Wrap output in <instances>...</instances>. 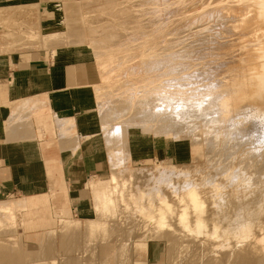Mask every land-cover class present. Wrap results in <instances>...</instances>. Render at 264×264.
I'll return each mask as SVG.
<instances>
[{"label":"rangeland","instance_id":"374dc122","mask_svg":"<svg viewBox=\"0 0 264 264\" xmlns=\"http://www.w3.org/2000/svg\"><path fill=\"white\" fill-rule=\"evenodd\" d=\"M168 1L171 2L169 3ZM214 1L186 0L184 3H178L177 0H20L17 4L0 7V56L24 51H42L53 58H58L67 52L74 55L76 53L75 56H79V60L85 57L82 61L88 64L93 78L91 90L95 104L92 112L94 111L93 116L96 119L98 136L96 134L84 135L77 129L74 120H54L51 116L49 120L41 122L38 119V115L43 107H40L41 102L39 100H31L24 103L23 116L17 114V112L14 113L16 117L14 121L16 123L25 121L28 130L33 135H35L34 129L36 128V138L47 140L48 142L44 145V150L46 149L45 146L51 144L49 140L57 138L59 149L61 148L64 151H62L63 153L68 152L76 157L74 163L76 172L79 167H82V161L77 159L80 153L83 150H88L90 153L94 152L93 149L96 143L91 144L90 142L95 137L97 139L96 142L101 144L106 153V159L103 160L105 163L102 162L103 170L97 176L94 174L87 176L85 174H75L65 178L61 173V164L58 168L55 163L48 162L47 190L32 195L13 196L0 201V203H9L11 201V203H15L19 201L27 204V208L24 207L16 213L13 221L3 225L0 224V228H2L0 229V243L2 245L0 246L2 248L8 243L7 246L9 247L6 248L10 251L12 250L11 252L15 248L16 254L18 251L21 253L20 249L22 252L25 250L21 253L22 256H25L24 263L31 262L34 259L35 263L33 262L32 264H182L183 262L189 264L188 260H191L194 264H207L209 262L207 260H211V263L216 264L219 260L220 263L223 262L224 258L226 261L224 260L225 263L223 262L222 264H235V261L241 258L240 256L255 255L257 249L261 247L258 244V246L256 245V238L264 234V201L259 202L264 197V192H262L264 190V174H262V170L264 171V139L263 137L258 138L255 134L252 136V132V135H249L242 128L233 130L234 134L237 133L235 138L233 136L234 139L231 136L233 133L226 132L232 129L229 126L231 122H224L226 119L223 117L225 113L221 112V107L219 109L220 104L215 96L216 94L217 96H225L227 105L237 112L230 114L231 120L242 117L243 107L240 95L243 94V90L239 88L245 69L244 71H240V69L245 67L247 63L242 59L241 53L243 49L232 43L235 37L232 38V33L228 32L230 29L227 26L222 27V25H219L213 17L214 23L212 16L208 15V10L212 7ZM190 6L197 9L195 10ZM181 8L184 9L182 12ZM189 9L190 11H187ZM177 11L179 15H176ZM173 13L175 14L174 16ZM195 16L202 19L201 22L204 25L200 22V19L196 20ZM193 17L195 26H193L191 20L188 22V19ZM206 20H210L208 24ZM169 23H172L171 26ZM179 24L181 26L178 30L176 28ZM189 24L193 27L191 25L189 27ZM201 25L205 28H202ZM187 26L189 29L186 28ZM210 26H214V28H210ZM206 27L209 28L207 29ZM215 27L219 28L215 29ZM212 29L215 32L219 31L220 35L216 32L217 36ZM206 30H208L207 33H205ZM234 30L236 31V29ZM197 33L198 35H196ZM188 37L191 39H188ZM202 37L205 39L202 40ZM188 52L193 54V56L191 54L189 56ZM204 73L205 76H203ZM209 83L210 86L213 85L210 87L211 89H214L219 84H224L228 88L237 90L235 93L228 91L231 95L225 89L214 90L210 96L213 99H205L208 105L204 101L205 104L202 105L201 111L198 108L191 109L199 114L204 113V118L205 112L214 115H206V119L194 118L193 121L199 120L194 121L196 123L191 121V124L189 123L190 126L182 127V130L181 127L175 131L171 127L169 128L170 120L175 117L172 112V98L174 100L178 96L179 99L184 101V99L187 100V98L195 95L200 97L206 94V96L201 98H207L209 96L207 92ZM164 98L167 99V103ZM178 98H176V101ZM181 100L179 101L180 103L182 102ZM163 101L164 103H162ZM195 102L193 101V103ZM209 102H214L215 106L214 104L213 106L217 109L213 108L212 110L213 106L208 107L210 106ZM165 103L168 105H165ZM206 108L208 111H206ZM215 118H218V121L220 123L222 121V123L218 124ZM223 118L225 119L223 120ZM211 121L213 124L216 121L217 124L212 125L211 123L209 125ZM219 126L223 130L222 133L216 132ZM215 139L218 141L216 142ZM230 145H232V149ZM58 171L59 173H56ZM164 174H166L165 177ZM113 175L118 177L120 185L126 183V188L129 191L133 193L140 191L150 194L154 202L157 201V193L160 192L165 196L169 206L173 209L172 216L171 214H169L170 217L168 215L170 221L168 219L166 221V225L171 224L168 226L169 230L165 229L167 227L165 225L163 232L162 229L155 226V222L153 223L142 212L139 213V210L131 204L130 207V205L125 206L118 203L115 208L111 209L115 210L114 212L110 209L108 211L102 207V209L97 207L95 198L98 195L95 196L92 191L87 190L88 185L92 181H97L109 186ZM254 179L255 181L253 182ZM256 181L258 182L256 183ZM260 181L262 182L261 184L259 183ZM190 188L195 189L200 195L203 202V211L205 212V214L203 212L202 218L207 221L205 223L208 226L199 233L197 229L193 228L197 215L193 211H189L188 220L192 221H189L192 225L189 230H192V235H190L191 233L188 229L184 228L185 231L182 225H178L184 209L183 204L180 203V198L185 197L187 190ZM259 190L262 191L258 192ZM32 196H39V199L43 202L39 206H36L35 203L27 202L31 200ZM74 196H80V199L75 202L76 211H72L71 197ZM68 200L71 202L69 207L71 211H62L68 210ZM147 200H143V206L147 205ZM245 200H248L249 203L248 201L246 203ZM256 204L261 207H257L258 205ZM261 204H263V207ZM245 205L246 207H244ZM259 208L261 211L263 210V214L258 211L260 210ZM254 214L256 215L255 218H253ZM244 215L247 218L248 216L251 217L247 219L244 218ZM257 216L258 218H256ZM253 219L256 223H254ZM248 220L251 221L248 222ZM139 221H142L143 224ZM71 223H78L81 227V233H78L77 236L75 234V237H70L64 227ZM87 224H98L103 229L107 226V230L105 232V229L103 231L100 228L101 230L98 229V233L95 231L97 235L95 233L88 234L87 229L85 231ZM213 224L220 227L218 229L219 232L216 234L218 237L214 236ZM245 224L252 227V229L250 228V235L249 233L241 232L244 229L242 226ZM181 228L183 233L180 230ZM183 235H185V239ZM72 237L74 241H72ZM76 237L77 239H75ZM212 237H214L213 240L211 239ZM245 238L248 240L245 241ZM67 239L71 243L73 242L72 245L75 244L76 248L75 246L71 247L72 245L67 242ZM176 239L177 241H175ZM178 242L180 245H178ZM184 242L190 247L192 244V247L186 246ZM65 244L66 248L67 245H71L67 248V251L63 247ZM141 244L144 246H140ZM104 245L113 246L111 253L104 255L105 258L99 252L103 248L101 246ZM44 249L45 252L41 251ZM202 250L204 252H201ZM214 250H216V253H213ZM38 252L39 254L37 255ZM113 252H116V255ZM29 253L32 254L33 258ZM33 253L36 254L33 255ZM40 253L42 257L46 255L44 256L45 260L41 257L37 258ZM223 253L225 256H223ZM215 254L217 259L214 256ZM26 255H29V257ZM195 255L198 257H194ZM201 255H204L203 258ZM207 255H209L208 258ZM220 256H223L222 260ZM209 257L214 258L210 259ZM88 258L89 260H87ZM233 258H235V261H232ZM26 259L27 261H25ZM229 259L233 263H229ZM205 260L206 262H204ZM186 261L188 262L186 263Z\"/></svg>","mask_w":264,"mask_h":264},{"label":"bare ground","instance_id":"6f19581e","mask_svg":"<svg viewBox=\"0 0 264 264\" xmlns=\"http://www.w3.org/2000/svg\"><path fill=\"white\" fill-rule=\"evenodd\" d=\"M149 1V0H148ZM162 1H164V0H162ZM165 1H167V0H165ZM178 1V3H184L186 0H177ZM210 1V0H209ZM137 2V1H136ZM153 2V1H152ZM160 2V1H159ZM158 2V3H159ZM169 2V1H168ZM171 2V1H170ZM169 2V3H170ZM205 2V1H204ZM140 3V2H139ZM147 3V2H146ZM145 3V4H146ZM149 3V2H148ZM151 3V2H150ZM154 3V2H153ZM168 3V4H169ZM209 3V2H208ZM200 4V3H199ZM151 5V4H150ZM156 5H157V3H156ZM162 5V4H161ZM181 5V4H180ZM196 5V4H195ZM195 5H193V7H195ZM202 5V4H201ZM211 5V4H210ZM210 5H208V6H210ZM146 6V5H145ZM207 6V7H208ZM149 7V6H148ZM156 7V6H155ZM170 7H171V4H170ZM169 6H168V8H170ZM177 7H178V5H177ZM177 7H175V8H177ZM182 7V6H181ZM190 7H192V6H190ZM192 7V8H193ZM161 8V7H160ZM179 8V7H178ZM203 8H204V6H203ZM202 8V9H203ZM210 8V7H209ZM166 9V8H165ZM193 9H195V8H193ZM197 9V8H196ZM195 9V10H196ZM201 9V10H202ZM172 11H173V9H171ZM182 10H184L183 8H181V12H182ZM192 10V9H191ZM151 11V10H150ZM166 11V10H165ZM169 11H170V9H169ZM171 11V12H172ZM179 11V10H178ZM178 11H177V14L176 15H179L178 14ZM187 11H190V9L189 10H187ZM186 11V12H187ZM193 11V10H192ZM199 11V10H198ZM180 12V11H179ZM185 12V13H186ZM143 13V12H142ZM158 13V12H157ZM184 13V12H183ZM207 13V12H206ZM172 14V13H171ZM150 15H153V14H150ZM159 15V14H158ZM175 14L173 13V16H174ZM182 15V14H181ZM200 15H201V13H200ZM206 15V14H205ZM208 15L211 17L212 16V20H213V17L215 18L214 20H216V22H218V24L219 25H222V27H224V26H227L230 30L228 31V32H231L232 33V38H234V41L232 42V43H235L238 47H240V48H242L243 49V52L241 53V55H242V59H243V61H245V63H247V65L245 66V67H243L242 69H240V71L241 70H243L244 71V69H245V71H244V75H243V78H242V80L240 81V88L239 89H242L243 90V94L242 95H240L241 96V101H242V107H243V112H242V117L240 116V117H237L236 119L234 118V120H231L230 118V114H232L233 112H235V113H237L236 111H234L233 110V108H231L230 106H228L227 105V102H226V99L224 98V97H222L223 95H221V96H217V94H216V96L215 97H217L216 99H217V102L220 104V106H219V109H220V107H221V112H224L225 114H224V116L223 117H225V118H223V120H224V122H231L230 123V127H232V129L231 130H227L226 132L227 133H233V135H231L232 136V138H233V136H234V138L237 136L236 134H234V131L233 130H240L241 128L242 129H244L243 131L244 132H248V134L249 135H252V136H254V134L258 137V138H261V137H263V139H264V0H215L213 3H212V7L208 10ZM140 16V15H139ZM155 16V15H154ZM187 16V15H186ZM204 16V15H203ZM142 17V16H141ZM160 17V16H159ZM163 17V16H162ZM166 17V16H165ZM201 17V16H200ZM205 17V16H204ZM203 17V19H205ZM208 17V16H207ZM161 18V17H160ZM171 18V17H170ZM178 18V17H177ZM202 18V17H201ZM158 19V18H157ZM164 19V18H163ZM166 19V18H165ZM168 19V18H167ZM194 17L193 18H189L188 19V22H189V20H191V22H193L194 20ZM195 19L196 20H198V19H200L199 17L198 18H196V16H195ZM209 19V18H208ZM171 20H172V18H171ZM195 20V21H196ZM201 20L202 19H200V22H201ZM213 20V21H214ZM176 21H177V19H176ZM203 21H205V20H203ZM206 21H208V20H206ZM210 21V20H209ZM209 21L207 22V24L209 23ZM187 22V23H188ZM199 22V21H198ZM199 22V23H200ZM145 23V22H144ZM201 23H203V22H201ZM214 23H215V21H214ZM170 24V23H169ZM172 24V23H171ZM171 24H170V26H171ZM174 24V23H173ZM192 24V23H191ZM191 24H189V27H190V25ZM195 24V22H193V26H195L194 25ZM138 25V24H137ZM203 25H204V23H203ZM203 25H201V27L203 28L204 26ZM205 25H206V23H205ZM180 26H181V24H179L178 25V27L176 28V29H180ZM184 26V25H183ZM182 26V27H183ZM192 26V25H191ZM192 26V27H193ZM200 26V25H199ZM214 26H215V24H214ZM214 26H210V28L212 27V28H214ZM226 27V28H227ZM184 28V27H183ZM186 28H188V26L186 27ZM205 28V27H204ZM207 29L209 28V27H206ZM217 28H219V27H215V29H217ZM225 28V29H226ZM189 29V28H188ZM193 29V28H192ZM234 29H236V31L234 30ZM182 30V29H181ZM191 30V29H190ZM202 30V29H201ZM204 30V29H203ZM210 30V29H209ZM212 30H214V29H212ZM219 30V29H218ZM224 30V29H223ZM196 31V30H195ZM207 31L208 30H206V32L205 33H207ZM226 31V32H227ZM199 32V31H198ZM203 32V31H202ZM211 32V31H210ZM214 32H215V30H214ZM217 32V31H216ZM215 32V33H216ZM224 32V31H223ZM222 32V33H223ZM225 32V33H226ZM227 32V33H228ZM184 33V32H183ZM195 33V32H194ZM219 35H220V32L218 31L217 32ZM216 33V34H217ZM174 34V33H173ZM202 34V33H201ZM201 34H199V35H201ZM204 34V33H203ZM215 34V35H216ZM218 34H217V36H218ZM230 34V33H229ZM183 35V34H182ZM181 35V36H182ZM195 35V34H194ZM196 35H198V33L196 34ZM222 35V34H221ZM188 36V35H187ZM189 36H191V35H189ZM208 36V35H207ZM217 36H215V37H217ZM168 37V36H167ZM192 37V36H191ZM194 37H196V36H194ZM220 37V36H219ZM218 37V38H219ZM190 37H188V39H189ZM197 38H198V36H197ZM229 38V37H228ZM191 39V38H190ZM203 39H205L204 37H202V40ZM213 39V38H212ZM215 39V38H214ZM183 40V39H182ZM194 40V39H193ZM200 41H201V39H199ZM186 41H188V40H186ZM185 41V42H186ZM180 42V41H179ZM184 42V41H183ZM206 42V41H205ZM204 42V43H205ZM213 42V41H212ZM211 42V43H212ZM189 43V42H188ZM195 43V42H194ZM196 43H197V41H196ZM198 43H199V41H198ZM210 43V42H209ZM216 43V42H215ZM231 43V42H230ZM182 44V43H181ZM186 44V43H185ZM190 44V43H189ZM213 44H214V42H213ZM207 45V44H206ZM218 45V44H217ZM223 45H225V44H223ZM180 46V45H179ZM188 46V45H187ZM186 46V47H187ZM191 46V45H190ZM189 46V47H190ZM194 46V45H193ZM200 46V45H199ZM219 46V45H218ZM183 47V46H182ZM185 47V46H184ZM201 47V46H200ZM193 48V47H192ZM212 48V47H211ZM189 49V48H188ZM206 49H207V47H206ZM196 50V49H195ZM202 50V49H201ZM208 50V49H207ZM210 50V49H209ZM214 50V49H213ZM181 51V50H180ZM184 51V50H183ZM188 51V50H187ZM195 52V51H194ZM194 52H192V53H194ZM200 52V51H199ZM189 53V52H188ZM223 53V52H222ZM179 54V53H178ZM190 54L191 53H189L188 55L190 56ZM195 54V53H194ZM213 54V53H212ZM221 54V53H220ZM192 56H193V54H191ZM196 57V56H195ZM201 58V57H200ZM205 58V57H204ZM182 59V58H181ZM185 59V58H184ZM183 60V59H182ZM193 61V60H192ZM242 62V61H241ZM220 66V65H219ZM218 67V66H217ZM217 70V69H216ZM212 71V70H211ZM242 71V72H243ZM212 73V72H211ZM201 74H202V72H201ZM208 74V73H207ZM226 74V73H225ZM224 75V74H223ZM203 76H205V73L203 74ZM222 77V76H221ZM233 77V76H232ZM188 78V77H187ZM211 78V77H210ZM219 79H221V78H219ZM225 80V79H224ZM222 82H223V80H222ZM227 82H229V81H227ZM217 83V82H216ZM225 83H226V80H225ZM212 84H214V83H212ZM229 84V83H228ZM189 86V85H188ZM194 86V85H193ZM208 86H209V88H208V97L207 98H201L202 96H206V95H202V96H193V97H189V98H187V100L186 99H184V101H182L181 99H179L178 98V96L176 97V98H178V100L176 101V98L173 100V98H172V102H171V104H172V112L174 113V115H175V117L173 118V119H171L170 120V124H169V128L171 127L172 129H173V131H175V130H177L179 127H181V130H182V127L183 128H186V127H189L190 125H189V123L191 124V121H193V119L194 118H201V119H203L204 117V113L203 114H199L197 111H193V110H191V109H194V108H198L199 110L201 109V107H202V105L203 104H205V102H206V104H207V99H211L212 97H210L211 96V93L212 92H214V90L215 91H220V90H222V89H225L226 91H227V93H229L230 95H231V93L230 92H228V91H232V93H235V91L237 90H234V89H231V88H228V86H226V85H224V84H219V85H217L214 89L212 88H210V87H212L213 85H211L210 86V83L208 84ZM169 88V87H168ZM206 88V87H205ZM204 88V89H205ZM176 89H178V88H176ZM180 89V88H179ZM238 89V90H239ZM200 91H201V89H200ZM199 91V92H200ZM195 92H196V90H195ZM165 93V92H164ZM193 93V92H192ZM210 93V94H209ZM197 94V93H196ZM200 94V93H199ZM177 95V94H176ZM201 95V94H200ZM166 96H169V95H166ZM165 96V97H166ZM229 96V95H228ZM170 97V96H169ZM172 97H175V96H172ZM227 98V97H226ZM229 98H231V97H229ZM155 99V98H154ZM165 99V98H164ZM171 99V98H170ZM206 99V100H205ZM213 99V98H212ZM166 101V103H167V99H165ZM182 101L181 103L179 102V101ZM193 101L195 102V103H193ZM205 101V102H204ZM211 101H213V100H211ZM214 101H215V99H214ZM146 102V101H145ZM170 101H169V99H168V103H169ZM216 102V103H217ZM162 103H164V101L162 102ZM165 103V105H168V104H166ZM210 103V102H209ZM213 104H214V106H215V103L214 102H212V103H210L209 105L210 106H208V107H212L213 106ZM192 105H195V106H192ZM208 105V104H207ZM218 105V104H217ZM216 105V106H217ZM205 106V105H204ZM212 107V110H213V108L215 109V107ZM193 107V108H192ZM207 107V108H208ZM158 108V107H157ZM206 108V109H207ZM217 109V108H216ZM215 109V110H216ZM218 109V110H219ZM191 110V111H190ZM168 111H169V109H168ZM201 111V110H200ZM206 111H208V109L206 110ZM218 112V111H217ZM217 112H216V114H217ZM206 115H214V114H212V113H208V112H205V118L204 119H206L207 118V116ZM221 115V114H220ZM217 116H219V115H217ZM231 116H233V115H231ZM233 118V117H232ZM209 120H210V118H208ZM217 121H218V118H215ZM199 119H196V120H194V121H198ZM212 120V119H211ZM222 120V119H221ZM193 121V122H194ZM204 121V120H203ZM160 122V121H159ZM206 122H207V120H206ZM209 122V121H208ZM213 122H214V120H213ZM213 122L211 121L210 122V124L209 125H211V123H212V125H215V124H221L222 123V121H221V123L218 121L217 123H216V121H215V123L213 124ZM233 122V123H232ZM194 123H196V122H194ZM200 123H201V121H200ZM199 122H198V124H200ZM208 124V123H207ZM196 126V125H195ZM197 126H199V125H197ZM208 126V125H207ZM222 126V125H221ZM191 127H194V126H191ZM200 127V126H199ZM217 127V126H216ZM197 128V127H196ZM209 128V127H208ZM214 128V127H213ZM212 128V129H213ZM228 128V127H227ZM168 129V128H167ZM226 129V128H225ZM225 129H224V132H225ZM198 130V129H197ZM210 130V129H209ZM190 131H191V129H190ZM215 131V130H214ZM232 131V132H231ZM198 132V131H197ZM216 132H218V133H222L223 132V130L220 128V126L217 128V131ZM215 132V133H216ZM251 132H252V134H251ZM177 133V132H176ZM175 133V134H176ZM193 134V133H192ZM199 134V133H198ZM244 134V133H243ZM174 135V134H173ZM216 135H220V134H216ZM224 135V134H223ZM229 135V134H228ZM227 136V135H226ZM231 136H229V137H231ZM219 137V136H218ZM229 137H228V139H229ZM211 139H212V137H210ZM215 138V137H214ZM231 138V139H232ZM233 138V139H234ZM232 139V140H233ZM238 139V138H237ZM214 140V139H213ZM227 140V139H226ZM215 141H216V139H215ZM218 141V140H217ZM216 141V142H217ZM242 141H244V140H242ZM254 141V140H253ZM206 142V141H205ZM211 142V141H210ZM209 142V143H210ZM230 142V141H229ZM237 143V142H236ZM214 144V143H213ZM240 144H241V142H240ZM243 144H244V142H243ZM211 145V144H210ZM215 145V144H214ZM223 145V144H222ZM225 145V144H224ZM236 145V144H235ZM234 145V146H235ZM245 145V144H244ZM243 145V146H244ZM261 145V144H260ZM211 146H213V145H211ZM210 146V147H211ZM232 145H230V147H231ZM242 146V145H241ZM206 147H208V146H206ZM214 147V146H213ZM226 147V146H225ZM237 147V146H236ZM229 148V147H228ZM239 148H241V147H239ZM225 149V148H224ZM231 149H232V147H231ZM238 151V150H237ZM236 151V152H237ZM210 152V151H209ZM212 153V152H211ZM221 153V152H220ZM255 154V153H254ZM209 155V154H208ZM215 155V154H214ZM227 155V154H226ZM211 156H212V154H211ZM219 156V155H218ZM223 156V155H222ZM209 157V156H208ZM220 157V156H219ZM231 157V156H230ZM211 159V158H210ZM223 159V158H222ZM231 159V158H230ZM209 160V159H208ZM220 160V159H219ZM234 160V159H233ZM210 161V160H209ZM208 161V162H209ZM226 161V160H225ZM228 161V160H227ZM216 162V161H215ZM214 162V163H215ZM224 162V161H223ZM231 162V161H230ZM218 163V162H217ZM222 163V162H221ZM220 164V163H219ZM228 164V163H227ZM257 164H259V162H257ZM230 165V164H229ZM249 166V165H248ZM225 167V166H224ZM245 167V166H244ZM247 167V166H246ZM223 168V167H222ZM243 168V167H242ZM249 168H250V166H249ZM221 169V168H220ZM245 169H247V168H245ZM243 170V169H242ZM245 171V170H244ZM243 171V172H244ZM245 172H247V171H245ZM259 172V171H258ZM264 171L262 170V174H264L263 173ZM261 173V172H260ZM220 174H221V172H220ZM255 174V173H254ZM262 174H260L261 176H262ZM165 175L166 174H164V177H165ZM222 175V174H221ZM168 176V175H167ZM250 177V176H249ZM260 177V176H259ZM161 178H162V176H161ZM170 178V177H169ZM239 178V177H238ZM253 178V177H252ZM258 178V177H257ZM256 178V179H257ZM261 179V178H260ZM264 179V178H263ZM168 180V179H167ZM207 180V179H206ZM250 181V180H249ZM255 181V179L253 180V182ZM214 182V181H213ZM258 181H256V183H257ZM264 182V181H263ZM167 183H168V181H167ZM248 183V182H247ZM260 184L262 183L261 181L259 182ZM164 184V183H163ZM210 184V183H209ZM248 184H250V183H248ZM126 183H123V184H121L120 185V181H119V179H118V177L116 176V175H113L112 176V178H111V181H110V183H109V186L108 185H103L102 183H99V182H97V181H92L89 185H88V188H87V190H89V191H92L94 194H95V196L96 195H98L96 198H95V202H96V204H97V207H99V208H103V209H106V210H108L109 211V209L111 210L112 208H115L116 207V205L119 203V205L120 204H124L125 206L126 205H133L136 209H138L139 210V213L140 212H142L143 214H145V216L148 218V219H150L153 223L155 222L156 223V225L155 226H158L160 229H162V231H163V227L166 225V221H167V219H168V215L169 214H171V216H172V213H173V209L169 206V203H168V201H167V198L165 197V196H163L160 192L159 193H157L156 194V199H157V201L156 202H154L153 200H152V196L150 195V194H145L144 192H140L139 190V192H136V193H133V192H131V191H129V189H127L126 188ZM247 185V184H246ZM263 185V184H262ZM224 186V185H223ZM255 186V185H254ZM243 187V186H242ZM259 187V186H258ZM264 187V186H263ZM130 188V187H129ZM252 188V187H251ZM135 189H138V188H135ZM161 189V188H160ZM186 191V190H185ZM262 191V190H261ZM260 190L258 191V192H261ZM145 192H146V190H145ZM149 192V191H148ZM155 192V191H154ZM158 192V191H157ZM255 192V191H254ZM262 192H264V190L262 191ZM147 193V192H146ZM153 193V192H152ZM178 193V192H177ZM253 193V192H252ZM154 194V193H153ZM229 195V194H228ZM253 195V194H252ZM176 196V195H175ZM256 196V195H255ZM261 196V195H260ZM178 197V196H177ZM176 197V198H177ZM248 197V196H247ZM250 198V197H249ZM256 198V197H255ZM260 198V197H259ZM264 198V197H263ZM262 198V199H263ZM144 199H148L147 201H148V203H147V205L146 206H143V200ZM238 199V198H237ZM245 199V198H244ZM250 199H252V198H250ZM261 199V198H260ZM260 200L259 202H261V201H264V199L263 200ZM256 200V199H255ZM259 200V199H258ZM23 201V200H22ZM246 201V200H245ZM248 201V200H247ZM247 201H246V203H247ZM12 202V201H11ZM11 202H2V203H0V224H7L8 222H10V221H13L14 220V218H15V215H16V213L20 210V209H23L24 207H26V205H25V202L24 203H20L19 201V203L18 202H15V203H11ZM179 202V201H178ZM258 202V201H257ZM180 203H182L183 204V211H182V214H181V216H180V221H178V222H180V224H178V225H182V227H183V229L185 228V229H191L190 227L192 226L191 225V223L190 222H192V221H190V220H188L189 219V211H193L194 212V214L195 215H197V219L195 220V222H194V225H193V228H195V229H197V231L199 232V233H201L205 228H206V224L207 223H205V221L203 220L204 218H202V216L205 214V212L203 211L204 209H203V202H202V200H201V198H200V195L197 193V191L195 190V189H192V188H190V189H188L187 190V193H186V195H185V197H181L180 198ZM232 203V202H231ZM248 203H249V201H248ZM241 204H242V202H241ZM131 205H130V207H131ZM230 205V204H229ZM244 205V204H243ZM253 205H254V202H253ZM256 205H258V204H256ZM259 205H260V203H259ZM257 206V207H261V206ZM262 205V207H263V204H261ZM123 206V205H122ZM241 206V205H240ZM124 207V206H123ZM129 207V208H130ZM232 207H234V206H232ZM236 207V206H235ZM244 207H246V205L244 206ZM96 208V207H95ZM101 208V209H102ZM119 208V207H118ZM134 208V209H135ZM248 208V207H247ZM256 208V207H255ZM254 208V209H255ZM135 209V210H136ZM244 209H246V208H244ZM251 209H252V206H251ZM260 209V208H259ZM129 210V209H128ZM182 210V209H181ZM238 210V209H237ZM242 210V209H241ZM247 210V209H246ZM255 210H257V209H255ZM254 210V211H255ZM264 210V209H263ZM262 210V211H263ZM111 211H113V210H111ZM115 211V210H114ZM113 211V212H114ZM133 211V210H132ZM132 211H131V213H132ZM216 211V210H215ZM214 211V212H215ZM235 211V210H234ZM258 211H261V209L260 210H258ZM261 211V212H262ZM112 212V213H113ZM192 212V213H193ZM203 212H204V214H203ZM226 212V211H225ZM251 212V211H250ZM264 212V211H263ZM263 212L261 213V214H263ZM109 213V212H108ZM111 213V212H110ZM247 213H248V211H247ZM246 213V214H247ZM203 214V215H202ZM231 214V213H230ZM240 214V213H239ZM245 214V215H246ZM258 214H259V212H258ZM142 215V214H141ZM180 215V214H179ZM226 215V214H225ZM237 215V214H236ZM245 215H244V218H247V216L245 217ZM247 215H249V214H247ZM115 216V215H114ZM144 216V215H143ZM255 214H254V217L253 218H255ZM262 216V215H261ZM113 217V216H112ZM169 217H170V215H169ZM230 217V216H229ZM241 217V216H240ZM249 217H251V216H248V218ZM210 218V217H209ZM247 218V219H248ZM256 218H258V216L256 217ZM261 218V217H260ZM142 219H143V217H142ZM144 219H145V217H144ZM170 219V218H169ZM168 219V221H170ZM211 219V218H210ZM235 219V218H234ZM241 219V218H240ZM140 220V219H139ZM209 220V219H208ZM254 220V219H253ZM137 221V220H136ZM147 221V220H146ZM149 221V220H148ZM190 221V222H189ZM247 221V220H246ZM249 221H251V220H248V222ZM256 221H258V220H256ZM140 222V221H139ZM207 222V221H206ZM235 222V221H234ZM240 222V221H239ZM259 222H262V221H259ZM140 223H142L143 224V222L141 221ZM210 223V222H209ZM251 223V222H250ZM254 223H256L255 222V220H254ZM66 224V223H65ZM78 223H76V224H73V223H71V224H68V225H65L64 227L66 228V232H68V234H70V237L71 236H74L75 237V234H76V236H77V234L78 233H81V231H80V226H79V224L77 225ZM100 224V223H99ZM115 224V223H114ZM176 224V226H178ZM212 224V223H211ZM252 224H253V222H252ZM258 224V223H257ZM261 224V223H260ZM1 225V226H2ZM103 225V224H102ZM171 225V224H170ZM169 224L168 225H166L167 227H165V229L167 228L168 229V226H170ZM214 225V236H217L216 234H217V232H219L218 231V229L220 228V227H218L217 225H215V224H213ZM255 225V224H254ZM101 226V225H100ZM98 224H87V226H86V228H85V231H86V229H87V233L89 234H93V233H95V231H96V233H98L97 231H98V229H100V228H102V227H100ZM112 226H114V225H112ZM130 226V225H129ZM135 226V225H134ZM134 226H132V227H134ZM146 226V225H145ZM149 226V225H148ZM174 226V225H173ZM173 226H171V227H173ZM252 226V225H251ZM103 227H104V225H103ZM118 227V226H117ZM131 227V228H132ZM208 227V226H207ZM213 227V226H212ZM244 229L241 231V232H245L246 234H248L249 232H251L250 231V228L252 229V227H250L248 224H245V225H243L242 226ZM260 227V226H259ZM123 228V227H122ZM135 228V227H134ZM140 228V227H139ZM0 229H2V228H0ZM103 229V228H102ZM105 232H106V230H107V226H105ZM104 229H103V231H104ZM110 229V228H109ZM117 229V228H116ZM142 229V228H141ZM144 229V228H143ZM172 229V228H171ZM179 229V228H178ZM178 229H175V230H178ZM182 228L180 229L181 230V232H182V230H183ZM184 229V230H185ZM213 229V228H212ZM211 229V230H212ZM101 230V229H100ZM100 230H99V232H100ZM118 230V229H117ZM116 230V231H117ZM121 230V229H120ZM129 230V229H128ZM135 230V229H134ZM154 230V229H153ZM169 230V229H168ZM175 230H173V231H175ZM179 230V231H180ZM188 230H187V232H188ZM194 230V229H193ZM210 230V229H209ZM80 231V232H79ZM132 231V230H131ZM160 231V230H159ZM159 231H158V234H159ZM167 231V230H166ZM186 231V230H185ZM190 231V233H191V231L192 230H189ZM123 232V231H122ZM133 232V231H132ZM135 232V231H134ZM164 232V231H163ZM177 232V231H176ZM205 232V231H204ZM211 232V231H210ZM87 233H86V235H87ZM95 233V234H96ZM103 233V232H102ZM143 233H145V232H143ZM157 233V232H156ZM162 233V232H161ZM160 233V234H161ZM172 233H174V232H172ZM183 233V232H182ZM181 233V234H182ZM189 233V232H188ZM194 233H195V231H194ZM213 233V232H212ZM105 234V233H104ZM115 234V233H114ZM121 234V233H120ZM128 234V233H127ZM177 234V233H176ZM179 234H180V232H179ZM186 234V233H185ZM193 233H191L190 235H192ZM205 234V233H204ZM210 234V233H209ZM208 234V235H209ZM97 235V234H96ZM112 235H113V233H112ZM122 235H123V233H122ZM136 235V234H135ZM139 235H140V233H139ZM170 235V234H169ZM172 235V234H171ZM174 235V234H173ZM178 235V234H177ZM187 235V234H186ZM195 235V234H194ZM207 235V236H208ZM249 235H250V233H249ZM248 235V236H249ZM88 236V235H87ZM94 236V235H93ZM130 236V235H129ZM149 236V235H148ZM153 236V235H152ZM168 236V235H167ZM176 236V235H175ZM174 236V237H175ZM180 236H182V235H180ZM189 236V235H188ZM212 236V235H211ZM248 236H247V238H248ZM89 237V236H88ZM133 237H134V234H133ZM159 237V236H158ZM173 237V238H174ZM183 237H184V239H185V235H183ZM191 237V236H190ZM218 237V236H217ZM222 237V236H221ZM224 237H227V236H224ZM121 238V237H120ZM122 238H123V236H122ZM125 238V237H124ZM137 238V237H136ZM154 238H156V237H154ZM153 238V239H154ZM182 238V237H181ZM213 238L214 237H212L211 239L213 240ZM254 238H256V237H254ZM69 239V238H68ZM68 239H67V242L69 243L70 241H71V239H72V241H74V239H73V237L71 238V239H69L70 241H68ZM75 239H77V237L75 238ZM128 239V238H127ZM175 239V238H174ZM190 239H192V238H190ZM217 239H220V238H217ZM222 239V238H221ZM220 239V240H221ZM86 240H87V238H86ZM121 240V239H120ZM123 240H125V239H123ZM152 240V239H151ZM178 240H180V239H178ZM182 240H183V238H182ZM246 240H248V239H246L245 238V241ZM254 240V239H253ZM78 241V240H77ZM90 241H91V239H90ZM109 241V240H108ZM117 241V240H116ZM175 241H177V239L175 240ZM175 241H174V244H175ZM195 241V240H194ZM75 242H76V240H75ZM74 242V243H75ZM92 242H93V240H92ZM102 242V241H101ZM114 242V241H113ZM143 242H144V240H143ZM172 242V241H171ZM188 242V241H187ZM199 242V241H198ZM253 242V241H252ZM67 243V244H68ZM71 243V242H70ZM73 243V242H72ZM72 243H71V245H72ZM77 244H78V242H76ZM85 243V242H84ZM103 243H105V242H103ZM110 243V242H109ZM112 243V242H111ZM179 243V242H178ZM185 243V242H184ZM183 243V244H184ZM191 242H190V240H189V244H190ZM13 244V243H12ZM98 244H99V242H98ZM102 244V243H101ZM116 244L118 245V243L116 242ZM182 244V243H181ZM207 244V243H206ZM210 244V243H209ZM208 244V245H209ZM249 244H250V242H249ZM260 245L261 247H260V249H257V252L255 253V255H251V256H246V255H244V256H240L241 258H239V260L237 259L236 261L234 260L235 258H233V260L232 261H235V264H264V234L262 235V236H260V237H257L256 238V245ZM0 245H2V243H0ZM8 245V243L6 244V246L4 247V248H2L1 246H0V248H2V249H0V264H23L24 263V259H25V256H22V254L21 253H23L22 251H21V249L20 248H18V249H20V252L21 253H19V251H18V253H19V255H18V253L16 254V248H15V250H13V252H11L10 250H8L6 247H9V246H7ZM15 245V244H14ZM69 245V244H68ZM67 245V248L68 247H70V246H68ZM89 245H91V244H89ZM103 245V244H102ZM143 244H141L140 246H142ZM178 245H180V243L178 244ZM177 245V246H178ZM185 245H186V243H185ZM232 245V244H231ZM252 245V244H251ZM254 245V244H253ZM257 245V246H258ZM66 246V244L63 246V247H65ZM73 246H75V244H73L71 247H73ZM78 246H79V244H78ZM95 246V245H94ZM144 246V245H143ZM147 246V245H146ZM184 246V245H183ZM186 246H189L190 247V245H186ZM201 246V245H200ZM211 246V245H210ZM215 246V245H214ZM239 246H240V243H239ZM22 247V246H21ZM40 247H42V246H40ZM45 247V246H44ZM91 247V246H90ZM96 247V246H95ZM101 247H103V248H101V250L99 251L100 252V255L101 256H103L104 257V255H109L110 253H111V251H112V247L110 246V245H107V246H101ZM174 247H175V245H174ZM191 247H192V244H191ZM190 247V248H191ZM218 248H219V246H217ZM254 247V246H253ZM66 248V247H65ZM64 248V249H65ZM67 248H66V250L65 251H67ZM75 248H76V246H75ZM89 248V247H88ZM87 248V249H88ZM97 248V247H96ZM98 248H100V247H98ZM121 248V247H120ZM123 248V247H122ZM185 248V247H184ZM189 248V249H190ZM199 248H201V247H199ZM218 248H216L215 247V249H217L218 250ZM220 248H222V247H220ZM237 248V247H236ZM252 248V247H251ZM251 248H250V250H251ZM259 248V247H258ZM17 249V250H18ZM39 249V248H38ZM114 249V248H113ZM198 249V248H197ZM212 249H213V246H212ZM70 250H71V248H70ZM74 250V249H73ZM76 250V249H75ZM89 250H91V249H89ZM93 250V249H92ZM116 250H117V248H116ZM121 250V249H120ZM186 250H187V248H186ZM204 250V249H203ZM201 251V252H204V251ZM207 250V249H206ZM222 250H223V248H222ZM227 250V249H226ZM232 250L234 251V249L232 248ZM239 250V249H238ZM248 250V249H247ZM249 250V251H250ZM255 250V249H254ZM41 251H43V252H45V249L44 250H41ZM48 251V250H47ZM78 251V250H77ZM76 251V252H77ZM119 251V250H118ZM123 251V250H122ZM177 251V250H176ZM189 251V250H188ZM199 251H200V249H199ZM215 251V252H214ZM213 251V253H216V250H214ZM248 251V252H249ZM69 252V251H68ZM80 252V251H79ZM98 252V253H99ZM124 252H125V250H124ZM128 252V251H127ZM187 252V251H186ZM207 252V251H206ZM210 252V251H209ZM226 252V251H225ZM235 252V251H234ZM245 252H246V250H245ZM252 252V251H251ZM92 253H94V252H92ZM91 253V254H92ZM113 253H115V255H116V252H113ZM123 253V252H122ZM121 253V254H122ZM173 253V252H172ZM211 253H212V251H211ZM222 253V252H221ZM236 253V252H235ZM241 253V252H240ZM254 253H252V254H254ZM29 254H31V253H29ZM34 254H36V253H33V255ZM39 254V252L37 253V255ZM46 254V253H45ZM88 254V253H87ZM119 254V253H118ZM189 254V253H188ZM194 254H195V252H194ZM202 254V253H201ZM204 254H206V253H204ZM228 254V253H227ZM232 254V253H231ZM24 255H25V253H24ZM36 255V256H37ZM42 255H44V253H42ZM47 255H49V253H47ZM97 255V254H96ZM173 255V254H172ZM184 255H186V254H184ZM193 255V254H192ZM191 255V256H192ZM213 255V254H212ZM237 255H238V253H237ZM236 255V256H237ZM241 255V254H240ZM27 256V255H26ZM32 258H33V256H32V254L30 255ZM35 256V257H36ZM44 256H46V255H44ZM44 256L42 257L41 256V253H40V256L39 257H37V258H43V260H45V258H44ZM113 256V255H112ZM199 256H200V253H199ZM202 256V255H201ZM204 256V255H203ZM203 256H202V258H203ZM206 256V255H205ZM208 256L209 255H207V258H208ZM215 257L217 256L216 254L214 255ZM223 256H225L224 255V253H223ZM223 256L221 257L220 256V259L221 258H223ZM229 256V255H228ZM27 257H29V255L27 256ZM80 257V256H79ZM85 257V256H84ZM89 257V256H88ZM98 257H99V255H98ZM118 257H119V255H118ZM123 257H124V255H123ZM127 257V256H126ZM194 257H198V256H194ZM233 257V256H232ZM239 257V256H238ZM237 257V258H238ZM31 258V259H32ZM37 258H35V259H37ZM47 258V257H46ZM86 258V257H85ZM105 258V257H104ZM121 258V257H120ZM173 258V257H172ZM189 258V257H188ZM193 258V257H192ZM206 257H205V259H207ZM210 258V257H209ZM211 258H214V257H211ZM210 258V259H211ZM29 259V258H28ZM109 259H111V258H109ZM115 259V258H114ZM113 259V260H114ZM216 259H217V257H216ZM78 260H80V259H78ZM87 260H89V258L87 259ZM107 260V259H106ZM106 260H103V261H106ZM112 260V259H111ZM118 260H119V258H118ZM117 260V261H118ZM128 260V259H127ZM188 260V259H187ZM196 260V259H195ZM199 260V259H198ZM215 260V259H214ZM222 260V259H221ZM224 260L226 261V259L224 258L223 259V262H224ZM230 260V259H229ZM25 261H27V259L25 260ZM39 261V260H38ZM110 261V260H109ZM120 261V260H119ZM172 261V260H171ZM185 261V260H184ZM189 261V264H190V262H191V260H188ZM188 261H186V263L188 262ZM200 261V260H199ZM199 261H197V262H199ZM202 261V260H201ZM207 261H209L208 263L209 264H213V263H211V260H207ZM216 261V260H215ZM218 261V260H217ZM220 261V260H219ZM218 261V263L216 262V264H222L223 262H219ZM228 261V260H227ZM35 263V260L34 259H32V261L30 262H26V263H24V264H32V263ZM130 262V261H129ZM194 262V261H193ZM203 262V261H202ZM204 262H206V260L204 261ZM79 263H81V262H79ZM95 263V262H94ZM97 263V262H96ZM102 263V262H101ZM113 263V262H112ZM184 263V262H183ZM182 263V264H183ZM207 263V264H208ZM225 263V262H224ZM227 263V262H226ZM229 263H233V262H231V260L229 261ZM115 264V263H114ZM185 264V263H184ZM191 264H194V263H192L191 262ZM195 264H197V263H195ZM199 264H202V263H199ZM215 264V263H214ZM234 264V263H233Z\"/></svg>","mask_w":264,"mask_h":264},{"label":"crops","instance_id":"0c3cea01","mask_svg":"<svg viewBox=\"0 0 264 264\" xmlns=\"http://www.w3.org/2000/svg\"><path fill=\"white\" fill-rule=\"evenodd\" d=\"M19 1L0 0V7ZM75 55L67 52L53 58L42 51H24L0 56V201L47 190L48 162L55 163L58 168L61 164L65 178L75 174L97 176L103 170L106 153L96 137L90 142L96 143L94 152L83 150L78 156L82 167L76 172V157L63 153L57 138L49 140L51 144L44 150L48 142L36 138V128L33 135L25 121H14V113L23 116L24 103L39 100L43 107L38 115L41 122L51 116L54 120H74L84 135L98 136L92 112L95 104L92 74L88 64L82 61L85 57L79 60ZM71 198L72 211H76L75 202L80 196ZM27 202L39 206L43 201L39 196H32ZM71 202L68 200V210L62 211L70 212ZM25 205L27 208L26 202Z\"/></svg>","mask_w":264,"mask_h":264}]
</instances>
